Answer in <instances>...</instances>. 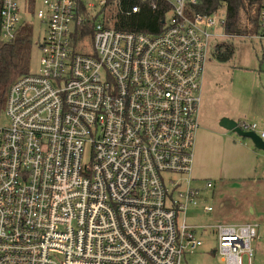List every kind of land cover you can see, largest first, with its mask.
<instances>
[{
    "label": "built area",
    "instance_id": "obj_1",
    "mask_svg": "<svg viewBox=\"0 0 264 264\" xmlns=\"http://www.w3.org/2000/svg\"><path fill=\"white\" fill-rule=\"evenodd\" d=\"M20 1L0 0L4 41L17 37ZM33 2L46 25L35 43L40 70L11 86L9 124L0 125V264H188L207 230L219 264H253L256 224L186 219L198 206L193 169L213 15H190L196 0H140L163 9L161 29L148 34L115 27L141 4ZM249 39L264 40V2L260 33ZM237 127L264 141L257 123Z\"/></svg>",
    "mask_w": 264,
    "mask_h": 264
},
{
    "label": "crops",
    "instance_id": "obj_2",
    "mask_svg": "<svg viewBox=\"0 0 264 264\" xmlns=\"http://www.w3.org/2000/svg\"><path fill=\"white\" fill-rule=\"evenodd\" d=\"M234 39L240 40L239 41L240 43L238 45V50H240L242 48V45L244 44V41L248 38L236 37ZM251 42H252V46L255 48L254 53L256 54L255 56L257 58V62L256 65L252 67H248L246 65L244 70L245 72L255 71L253 72V74L256 76L258 80L259 83L258 86H260L261 90L263 91V98H264V40L262 41L251 40ZM252 54H253L252 49L247 46L244 48V54L241 56V58L245 55L249 59L251 58ZM237 61L238 58L235 57L234 60L232 58L231 61L227 63L220 62L221 64H229V66L227 67L225 74L222 75L215 83H213V85L209 89H207L205 86V84L208 83L209 81L206 79L202 81V101L199 110L200 129L196 139L195 162L193 169L194 182H198L199 180L205 179L204 178L205 170L201 172L202 168L199 165L200 160L202 159L201 148H200L201 140L202 139L206 141L208 140V144L210 143L212 145L211 140L214 141L213 137L217 135L214 130L210 131L206 127H204L203 122L205 119V115H207V119L205 120V122L208 125L213 124L214 127H216V122L220 124L222 119L227 118L236 122L237 124L241 122L257 123L259 125V131L264 128V100L263 101H212L213 94L216 91V86L220 82H222L223 79L227 77L228 71L236 67ZM203 86H204V90H203ZM222 129L224 130L222 136L224 138L225 137L227 138L224 141L225 145L227 144V146L225 149H224L225 145L222 148V157L218 159L213 158V162L217 164H221L225 162L226 163L225 168L218 170L217 167L216 170L218 172V176H216L215 179L209 178V180L213 181L212 182L213 187L209 189L206 187V184L204 187V190L213 191L212 198H214L215 202L217 203V210H216V206H213L212 204L210 205L206 204L205 206H213L214 208L213 212H216L214 215L215 218H217V221L214 223L210 222V223L202 224V223H190L189 220L187 219V222L194 227L214 225L218 222H225L228 224H239V225L255 224L254 215L256 214V208L259 209L264 208V199L263 197L259 196L260 192L264 194V152L257 149L250 139L240 137L238 134L234 133L233 131L224 128ZM255 133L259 134L258 132ZM238 150H243L244 153H251L252 155V166L248 167L252 176L249 177L247 180L241 178L243 176V173L240 174L241 167L239 168L236 167L238 163H236L235 160L237 161L241 160L240 157L239 158L236 157V153ZM226 157L228 158L229 162H226ZM217 177L219 178L216 179ZM206 178L208 179V177ZM193 187L199 190V195H200L201 190L195 186ZM244 207H246L245 209H247L246 214L242 213ZM203 234H209L208 238L213 239L216 243L215 245L216 247L207 250L205 253L212 257H218L216 253V249H217L216 233L213 230L198 231L197 237L202 241L204 240L201 238ZM203 247H204V241H203V246L197 251H200L201 249H203ZM186 262L190 264L187 258H186Z\"/></svg>",
    "mask_w": 264,
    "mask_h": 264
},
{
    "label": "rangeland",
    "instance_id": "obj_3",
    "mask_svg": "<svg viewBox=\"0 0 264 264\" xmlns=\"http://www.w3.org/2000/svg\"><path fill=\"white\" fill-rule=\"evenodd\" d=\"M34 7V8H33ZM41 9V5L37 4L36 6H32V10H28V4L26 6V0L19 2V12L21 20L24 23L29 24L33 29V40L34 44L37 40L43 38L46 35V25L43 24L40 20L37 19L36 10ZM214 19L216 20V24L213 27V35H217L216 37L210 38V45H211V52L208 56L207 61L205 62L204 66V76L203 80H208L209 82L205 84L206 88L209 89L213 83H215L222 75L225 74L227 67L229 64H221L213 57L214 48L226 42L228 40L227 37L223 35V28L222 23L225 20L224 11L219 10L215 14H213ZM231 39V38H230ZM240 40L238 39H231V42L235 46V53L233 56V60L235 57L238 58L236 62V67L230 71H228V75L222 82H220L216 86V91L213 94L212 101H263V91L261 90L260 86H258V80L253 72H245L244 68L247 65L248 67H252L256 65L257 58L256 54L254 53V47L252 46V42L250 39H246L242 48L238 50V45ZM249 47L252 49V56L251 58H247L245 55L241 58L244 54V48ZM83 52H89V50H83ZM40 58H41V51L37 45H34L32 48V55H31V63H30V73L37 74L40 70ZM241 58V59H240ZM261 59V56H260ZM260 74V73H259ZM207 77V78H206ZM204 90V86H203ZM207 119V115H205V119L203 122L204 127L208 130H214L216 132V136L213 137L214 141L211 140L212 145L209 143L208 140H201V154L202 159L200 160V167L202 168L201 172L205 170V175L203 180H199L198 182H194L193 186L199 188L201 190L200 195L198 196V206H190L186 215V219L189 220L190 223H214L217 221L215 218V213H207L205 212L204 206L206 204L216 206L217 210V203L213 197V191L211 190H204L205 184L208 182H213L209 180V178L215 179L218 176V172L216 168L219 169L225 168V162L221 164H217L213 162V158L218 159L222 157V148L225 145L224 141L227 139L222 136L224 130L221 128L220 124L216 122V127L213 124L208 125L205 120ZM9 124V119L6 118L4 113L0 116V125L6 126ZM210 128V129H209ZM206 143V144H205ZM227 144L224 146L226 148ZM236 157H240L241 160H235L237 168L241 167L240 174L243 173L241 178L247 180L249 177L252 176L250 170L248 169L249 166H252V155L251 153H244L243 150H238L236 153ZM226 162H229L228 158L226 157ZM215 164V165H214ZM212 176V177H210ZM208 177V179L206 178ZM217 177L216 179H218ZM216 190V189H215ZM260 197H263L264 194L262 192L259 193ZM246 207L243 208L242 213L246 214L247 209ZM246 210V211H245ZM255 219L254 222L258 226V238L252 243L253 249V264H264V208L259 209L256 208V214L254 215ZM200 234V233H199ZM198 234V236H199ZM209 234H203L201 236L204 239V247L200 251H197L194 254H191L187 257V260L190 264H218L220 260L218 257H212L205 252L207 250L213 249L216 247V243L213 239L208 238ZM246 257H244V262L246 264Z\"/></svg>",
    "mask_w": 264,
    "mask_h": 264
},
{
    "label": "trees",
    "instance_id": "obj_4",
    "mask_svg": "<svg viewBox=\"0 0 264 264\" xmlns=\"http://www.w3.org/2000/svg\"><path fill=\"white\" fill-rule=\"evenodd\" d=\"M264 0H196L189 9L190 15L211 16L219 10L224 11L225 20L222 23L223 35L228 40L214 48L213 56L221 63H227L233 58L235 47L231 39L248 38L260 33V11ZM125 7L141 4V11L126 17L117 16L116 28L134 32L156 34L161 29V9L152 11L140 0H122ZM34 5L31 0L30 10ZM231 38V39H230ZM34 44L33 29L29 24L21 23L17 37L12 42L1 38L0 20V116L6 107L8 92L11 86L22 76L30 74L32 48Z\"/></svg>",
    "mask_w": 264,
    "mask_h": 264
},
{
    "label": "water",
    "instance_id": "obj_5",
    "mask_svg": "<svg viewBox=\"0 0 264 264\" xmlns=\"http://www.w3.org/2000/svg\"><path fill=\"white\" fill-rule=\"evenodd\" d=\"M220 126L224 129L233 131L234 133L238 134L240 137L250 139L257 149L264 152V141L257 133L251 131H243L239 127H237L236 122L227 118L222 119Z\"/></svg>",
    "mask_w": 264,
    "mask_h": 264
}]
</instances>
